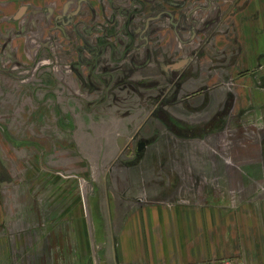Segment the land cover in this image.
<instances>
[{
	"label": "crops",
	"instance_id": "crops-1",
	"mask_svg": "<svg viewBox=\"0 0 264 264\" xmlns=\"http://www.w3.org/2000/svg\"><path fill=\"white\" fill-rule=\"evenodd\" d=\"M102 1L0 0V62L30 70L38 60L37 65L43 68L50 60V50L57 60L68 63L74 59L80 42L73 36L64 39L53 29L55 20L80 8L76 22L91 26L90 4L99 12ZM220 4L223 17L210 43L204 42V34L189 44L191 49H204L206 56L197 59L182 88L176 86L168 92L171 102L166 115L153 118V126L167 130V139H191L199 142L203 151L152 156L158 162L169 161V169L153 168L155 172L143 171L150 172L149 176L140 175L144 181L150 177L154 182L150 200L142 203L131 197L123 201L119 214L123 264H206L225 260L264 264V136L238 134L241 128H262L264 123L262 116L256 117L264 109L257 108L256 95H260L254 93L257 86L264 91V84H260L261 78L264 80V0H222ZM209 13L199 11L195 15L204 18ZM159 38L162 48L176 49L177 40L169 29L160 31ZM43 44L50 49H43ZM181 56V51L175 52L177 59ZM58 75L69 85V90L61 95L76 92L75 78ZM53 83L50 82L49 89V84L42 82L44 88L37 89L36 94L43 98L47 94L57 95ZM27 85L25 95L31 102L33 89ZM243 98L251 103L255 99L251 104L255 109L245 105ZM11 120L15 122V117ZM145 123L132 117L127 124L131 128H122H141L145 139ZM8 124L11 129L13 123ZM181 127L183 132L179 131ZM5 128L0 125V129ZM32 138L27 137L24 144L32 146ZM57 150V157L64 155ZM0 154V164L10 171L4 153ZM131 175L130 167H123V177ZM31 177L23 187L14 179L8 180L7 186H0V264H16L15 217L27 218L23 220L29 226L24 239L25 243L30 240L29 247L32 246V215L38 207L33 205L36 192ZM65 189L64 185H55L54 190L47 188L38 196L44 203L54 200L62 207ZM73 196L76 201L77 195ZM62 218L60 222L56 220L61 226ZM74 224L84 225L83 220H75ZM37 256L28 249L18 264H32Z\"/></svg>",
	"mask_w": 264,
	"mask_h": 264
},
{
	"label": "rangeland",
	"instance_id": "rangeland-1",
	"mask_svg": "<svg viewBox=\"0 0 264 264\" xmlns=\"http://www.w3.org/2000/svg\"><path fill=\"white\" fill-rule=\"evenodd\" d=\"M40 75V69L35 71V64L28 70L0 62V125L6 127L0 129V151L4 153L5 165L11 168L10 171L5 170L0 164V186H7L8 180L14 179L18 186L23 187L32 175L31 182L36 192L32 198L33 205L38 207L32 215L31 248L30 240L25 243L24 239V233L29 230V226L23 223L27 218L15 217L18 222L15 226V262L18 264L29 249L33 255L38 253L37 261L33 258L32 264H123L119 249V214L123 211V201L131 197L136 201L142 200V203L150 200V188L155 186L154 182L150 181V177L144 181L140 175L149 176L150 172L143 171L155 172L153 168L169 169V161L158 162L152 160V156L173 152L190 154L203 149L199 142L191 139H167V130L156 128L153 119L148 118L141 120L147 125L143 140H147L148 144L142 152L146 155L138 154L133 139L129 144L119 146L123 120L104 123L105 118H100L103 115L83 113L82 104L66 94H47L43 98L36 94V90L44 88L42 82L49 84L50 89L51 81H42L43 76ZM27 84L33 89L31 102L25 95V86L29 88ZM260 84H264L262 78ZM255 88L254 93L260 95H256L257 108L264 109L263 88ZM243 100L245 105L255 103V99L252 103ZM261 116L263 121L264 113L256 114V117ZM13 117L15 122L11 120ZM25 121L26 124H23ZM8 123H13L11 129ZM262 124V128L252 127L253 130L241 128L238 134L264 136ZM30 125L33 126L29 128ZM136 130L141 131V128ZM175 131L177 133L178 129ZM179 131L183 132V128ZM27 137L35 138L31 140L32 146L24 144ZM141 138L142 135H139L137 140ZM57 149L62 150L64 155L57 157ZM123 167H130L131 177H123ZM55 185L66 188L62 207L54 200L44 203L38 196L47 188L53 187L54 190ZM72 188L75 191L73 194L77 195L76 201ZM128 189L130 192L126 193ZM20 195L22 197L23 193ZM42 206L48 210L43 207L41 211ZM61 218L64 220L63 227L56 223ZM75 220H83L84 225L74 224ZM83 233L86 240H83Z\"/></svg>",
	"mask_w": 264,
	"mask_h": 264
},
{
	"label": "flooded vegetation",
	"instance_id": "flooded-vegetation-1",
	"mask_svg": "<svg viewBox=\"0 0 264 264\" xmlns=\"http://www.w3.org/2000/svg\"><path fill=\"white\" fill-rule=\"evenodd\" d=\"M221 1L103 0L99 12L90 4L91 26L76 22L80 8L76 9L68 17H59L53 26L64 39L73 36L81 43L75 48L74 59L68 63L57 60L43 44L50 60L43 68L37 60L35 71L40 69L42 81L45 76L46 81L54 82L57 95L69 90L58 74L75 78L77 90L69 96L82 104L83 113L103 115L104 123L120 119L123 128H131L127 124L132 117L150 120L166 115L169 91L182 88L197 59L207 54L201 48L191 49L189 44L204 34V42L209 44L218 32L223 17ZM22 10L21 15L26 8ZM199 11L210 13L201 18L195 15ZM166 28L177 40L176 49L159 46V32ZM176 51L182 52L178 59ZM139 135L141 131L136 128L125 130L118 145L123 147L133 139L138 154H143L148 141L137 140Z\"/></svg>",
	"mask_w": 264,
	"mask_h": 264
},
{
	"label": "built area",
	"instance_id": "built-area-1",
	"mask_svg": "<svg viewBox=\"0 0 264 264\" xmlns=\"http://www.w3.org/2000/svg\"><path fill=\"white\" fill-rule=\"evenodd\" d=\"M206 264H247L242 260L209 261Z\"/></svg>",
	"mask_w": 264,
	"mask_h": 264
},
{
	"label": "water",
	"instance_id": "water-1",
	"mask_svg": "<svg viewBox=\"0 0 264 264\" xmlns=\"http://www.w3.org/2000/svg\"><path fill=\"white\" fill-rule=\"evenodd\" d=\"M22 11H23V10H22ZM22 11H21V12H22ZM122 140H123V137H122ZM122 140H121V141H122ZM122 142H123V141H122ZM143 145H144V143H142V145H140V149L142 148Z\"/></svg>",
	"mask_w": 264,
	"mask_h": 264
}]
</instances>
